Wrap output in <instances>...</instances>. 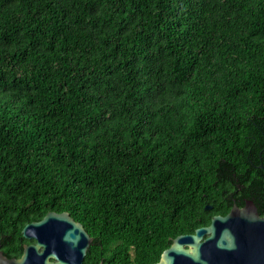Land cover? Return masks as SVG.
<instances>
[{
  "label": "trees",
  "instance_id": "1",
  "mask_svg": "<svg viewBox=\"0 0 264 264\" xmlns=\"http://www.w3.org/2000/svg\"><path fill=\"white\" fill-rule=\"evenodd\" d=\"M259 164L264 0H0L7 257L67 211L92 264H153L233 204L261 210Z\"/></svg>",
  "mask_w": 264,
  "mask_h": 264
},
{
  "label": "water",
  "instance_id": "2",
  "mask_svg": "<svg viewBox=\"0 0 264 264\" xmlns=\"http://www.w3.org/2000/svg\"><path fill=\"white\" fill-rule=\"evenodd\" d=\"M259 167L264 169L263 164ZM208 208L211 205H205ZM31 232L49 240L53 247L55 239L70 248L90 239L83 225L67 211H48L40 219L27 222L22 233L30 236ZM37 247L26 246L18 258L7 257L0 250V264H62L49 261ZM153 264H264V216L259 215L251 199H246L242 207L233 204L227 213L212 215L209 224L174 237Z\"/></svg>",
  "mask_w": 264,
  "mask_h": 264
},
{
  "label": "flooded vegetation",
  "instance_id": "3",
  "mask_svg": "<svg viewBox=\"0 0 264 264\" xmlns=\"http://www.w3.org/2000/svg\"><path fill=\"white\" fill-rule=\"evenodd\" d=\"M237 205V204H236ZM244 205H237L238 207H242ZM257 207V206H256ZM261 210H259V207H257V211L259 215L264 216L262 212L264 213V207H260ZM261 212V213H260ZM74 220L80 222L79 220L73 218ZM81 223V222H80ZM82 224V223H81ZM83 225V224H82ZM85 232L87 233L88 237L90 238L89 240L87 239H82L80 240L77 244H75L72 248L65 246V242L60 240L55 239L56 246L53 247L50 245V241L43 238V237H37L36 234L31 232L30 236H25L22 233V229L19 234H16L18 236V244L20 247V253L17 256H11L12 257H20L23 253V250L25 249L26 246L28 245H37V249L39 252H44L45 255L48 256V260L51 262H61L62 264H92V252H91V247L94 242L93 236L89 233V231L86 230V228L83 226ZM60 244V245H59ZM84 249V253L80 254V250ZM102 248V247H101ZM104 251V250H102ZM100 262L103 263L102 260Z\"/></svg>",
  "mask_w": 264,
  "mask_h": 264
}]
</instances>
